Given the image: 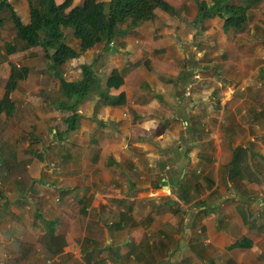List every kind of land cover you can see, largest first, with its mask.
<instances>
[{
  "label": "crops",
  "instance_id": "obj_1",
  "mask_svg": "<svg viewBox=\"0 0 264 264\" xmlns=\"http://www.w3.org/2000/svg\"><path fill=\"white\" fill-rule=\"evenodd\" d=\"M166 1L173 13L157 9L165 23L158 36L146 20L61 67L78 80L81 65L100 57L101 88L81 99L78 127L58 140L51 127H65L60 80L40 45L21 46L10 21L11 8L29 21L27 1L0 0V98L11 65L29 68L11 93L14 113L0 114V264L9 248L50 228L64 236L65 249L41 248L26 264H87L80 216L109 231L102 242L92 227L102 249L91 264H264V33L223 35L196 49L189 34L217 18L197 26L199 0ZM66 42L79 50L72 29ZM8 44L17 49L8 52ZM113 68L123 75L119 89L106 83ZM102 91L124 92L126 101L95 112ZM8 125L15 134H2ZM237 147L247 149L236 159L239 174L230 168ZM245 236L252 246L228 248ZM118 245L116 257L110 248Z\"/></svg>",
  "mask_w": 264,
  "mask_h": 264
},
{
  "label": "trees",
  "instance_id": "obj_2",
  "mask_svg": "<svg viewBox=\"0 0 264 264\" xmlns=\"http://www.w3.org/2000/svg\"><path fill=\"white\" fill-rule=\"evenodd\" d=\"M28 4L29 21L25 22L11 8L10 21L14 24L17 36L21 39V46L40 45L44 50L45 57L50 60V68L54 75L60 80V89L66 100L57 106V112L61 116L64 128L59 123L51 127V132L58 140L65 138L66 134L78 127L80 113L79 102L92 91L101 88V78L97 73L99 68L97 57L94 61L81 65V78L78 80H67L62 73L61 67L70 59L76 58L79 54L86 53L99 42H112L118 33L129 32L140 26L146 20H152L156 25L155 35H159L160 28L165 24L157 13V9L173 13V8L166 0H83L81 4L74 5L73 0H64L61 3L56 0H26ZM264 0H199L197 3V14L191 23L201 25L205 19L219 18L222 20V29L243 30L249 20V13L252 8ZM5 23V17L0 13V39ZM122 26L119 29L118 26ZM72 29L73 35L80 39L79 50L66 42L68 32ZM17 47L8 44V52L15 51ZM29 74L28 67H18L12 64L9 76L5 84V92L0 98V114L7 118L15 111V101L11 93L16 89L20 80L26 79ZM109 88L119 89L123 83V75L118 68H113L107 78ZM126 95L120 92L116 95L107 92H100L95 108L98 111L99 105H118L125 103ZM14 132L8 125L2 134ZM5 132V134H4ZM24 155L40 157V153L32 150L20 152ZM17 153V157L20 156ZM247 153V149L237 147L230 168L239 167L235 173L239 174L241 164L236 162L237 156ZM17 164V163H16ZM12 168V167H11ZM242 176V175H240ZM245 222L252 220V215H245ZM248 217V218H247ZM84 216L79 217V223L85 227L86 234L81 243L83 259L91 264L93 253L101 251L95 237L106 241L109 231L100 222L88 220L84 222ZM105 239V240H104ZM67 242L64 236L56 235L50 228L48 232L41 235L34 243L21 242L15 244L17 248L9 250L12 256L5 264H26L28 258L41 248H47L48 252L57 255L61 253ZM88 246L89 249L87 248ZM252 246V240L245 236L231 243L228 248H248ZM87 249V252H85ZM85 252V253H84ZM114 258L113 256H111ZM96 262V261H93Z\"/></svg>",
  "mask_w": 264,
  "mask_h": 264
},
{
  "label": "rangeland",
  "instance_id": "obj_3",
  "mask_svg": "<svg viewBox=\"0 0 264 264\" xmlns=\"http://www.w3.org/2000/svg\"><path fill=\"white\" fill-rule=\"evenodd\" d=\"M234 1H237V0H234ZM186 24H188V23H186ZM221 24H222V21L220 19H218V18L217 19H211L209 21L204 22L203 26L201 28L197 29L196 34H195L196 37H195V35L193 36L192 34H189V36L192 37L193 42L196 43L195 48L196 49L200 48V47H206L207 48L208 46L211 45L209 42H211L215 45L216 42L220 41V38L223 35H225L226 38H231V40H234V39L240 40L241 37H244L246 35L252 36L253 38L258 37L259 35L261 36V34L264 33V27H263V25H264V2L263 3L260 2L258 5H256L254 8L251 9L249 21H247L246 25L244 26V29H243L244 31L242 32V34L240 31L235 30L233 28L229 29V31L227 30V32L224 33L222 30ZM256 26H259V28H257ZM203 27H206V28L204 30H201V29H203ZM119 34L120 33H118L116 35V37ZM255 35H258V36H255ZM195 38L199 39V42L194 41ZM206 53L208 56L209 51H207ZM214 70L215 71H213V72H216L217 68L215 67ZM4 134H5V132H4ZM6 134H9V131H7ZM12 134H15V133L12 132ZM12 134L10 133V135H12ZM163 261H165V260L164 259L160 260V262H162V264L165 263ZM169 261L173 262V264L176 263V261L175 260L173 261L171 258L169 259Z\"/></svg>",
  "mask_w": 264,
  "mask_h": 264
},
{
  "label": "water",
  "instance_id": "obj_4",
  "mask_svg": "<svg viewBox=\"0 0 264 264\" xmlns=\"http://www.w3.org/2000/svg\"><path fill=\"white\" fill-rule=\"evenodd\" d=\"M120 249H121V245H118V246H116L115 248H110V252H111L114 256L118 257V256L120 255Z\"/></svg>",
  "mask_w": 264,
  "mask_h": 264
}]
</instances>
